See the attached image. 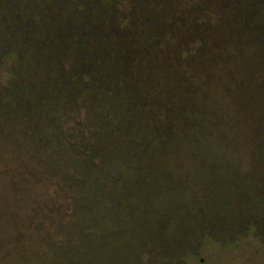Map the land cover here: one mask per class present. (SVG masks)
<instances>
[{
  "label": "trees",
  "instance_id": "16d2710c",
  "mask_svg": "<svg viewBox=\"0 0 264 264\" xmlns=\"http://www.w3.org/2000/svg\"><path fill=\"white\" fill-rule=\"evenodd\" d=\"M122 1L81 2L91 36L85 31L83 50L72 30L65 46L75 45L64 48L80 77H50L48 83L40 77L32 96L31 104H49L60 115L57 132L69 145L53 141L52 149L31 159L40 173L25 195L45 194L51 205L39 207L36 221H18L19 230L36 238L33 249L19 247L21 264L178 261L171 254L176 244L187 245L178 233L192 213L185 209L176 218L171 208L191 194L197 179L202 208L224 196L214 187L224 175L211 180L210 173L234 168L220 151L240 149V135L248 136L247 171L261 174L264 185V0H240L251 3L248 26L229 48H220L216 34L223 0H125L124 15L115 10ZM236 16L241 22V13ZM241 55L243 77H235L225 63ZM64 88L69 92L60 111L51 100ZM79 117L84 121L76 122ZM257 205L264 217V194Z\"/></svg>",
  "mask_w": 264,
  "mask_h": 264
},
{
  "label": "rangeland",
  "instance_id": "374dc122",
  "mask_svg": "<svg viewBox=\"0 0 264 264\" xmlns=\"http://www.w3.org/2000/svg\"><path fill=\"white\" fill-rule=\"evenodd\" d=\"M84 1L0 0V264H21L19 247L33 249L36 238L34 233L19 230L18 221L34 220L39 207L51 205L48 202L50 198L45 194L41 197L30 192L25 195L28 184L36 183L39 179L40 172L34 170L31 159H39V152L43 148L52 149L53 141L64 147L69 144L65 142L67 137L57 132L60 115L49 104L31 102L34 101L32 96L39 93L40 77H47V83L50 77H80L76 76L77 73L73 75V70L78 72L70 65L74 63V56L72 54L71 59L66 58L64 48L68 45L65 46V40L70 39L69 32L72 30L79 32L81 43L84 40L87 42L86 32L91 36L83 24L86 13L82 9L86 7L84 4L81 7V2ZM223 2L224 11L221 19L217 18V24L222 23V29L230 39L223 36L221 26L219 29L222 32L218 30L216 34L221 38L218 41L220 48H229L233 45L230 40L248 26L245 11L251 3H240V0ZM212 3L210 6L217 13L218 9ZM115 10L117 14L124 15L127 12L125 2ZM54 11H58V17L53 16ZM237 12L243 16L241 22V16H236ZM233 22L238 25L234 29ZM59 24L63 30L61 38L59 36L56 40L59 30L54 28ZM27 42L29 44L25 45ZM225 64L235 77H243L242 55L237 60L228 59ZM216 65L217 61L214 63ZM62 69L64 72L61 73ZM215 77L222 75L215 72ZM72 88L85 93V88H80L79 84H72ZM64 89L51 100L52 105H56L60 111L69 92L68 88ZM42 100H46V97ZM27 102L30 106L26 105ZM83 121V117H79L76 122ZM68 128L64 129L65 133ZM247 137L245 134L239 136L240 149L220 151L221 155L226 156L225 163L232 165L229 167L233 169L226 173H210L211 180L224 175L225 179L214 186L218 190H225L224 196L212 197L202 208L204 200L198 197L202 186L199 179L195 182L193 179L192 195H184L176 200L177 206L171 208L176 218L182 216L185 209L192 213L187 224H183L186 228L182 226L184 233H178L184 235L187 245L174 246L177 251L171 254V258L178 261L171 264H264V229L256 231V226L252 224H264L260 205H257L258 198L264 194V185L261 186V174L252 175L247 171V168L251 169L249 155L243 151V138ZM78 139L80 141L81 137ZM63 149L60 148V151ZM232 191L237 194L232 196ZM248 199L252 202L244 201ZM6 221L8 223H3ZM30 225L27 230L32 232ZM3 227L7 228L3 230ZM148 262L143 264H154Z\"/></svg>",
  "mask_w": 264,
  "mask_h": 264
},
{
  "label": "flooded vegetation",
  "instance_id": "af4514ba",
  "mask_svg": "<svg viewBox=\"0 0 264 264\" xmlns=\"http://www.w3.org/2000/svg\"><path fill=\"white\" fill-rule=\"evenodd\" d=\"M42 1H45V0H42ZM50 9H51V7H49ZM49 9V10H50ZM58 11H54L53 13H54V15L53 16H59V13H57ZM55 23H56V21H54ZM57 25V24H56ZM54 30H59V32L60 33H62V30H63V27L59 24V26H57L56 28H54ZM70 33V32H69ZM68 33V34H69ZM27 44H29L28 42L25 44V45H27ZM44 43H41V45H43ZM24 45V46H25ZM40 45V44H39ZM72 45V47L75 45L74 43L73 44H71ZM80 48H82L83 50H85V43H83V41H82V43H78L77 44ZM44 47V46H43ZM83 62V61H82ZM73 67V66H72ZM74 68V67H73ZM76 74V72L73 70V75H75ZM73 77V76H72Z\"/></svg>",
  "mask_w": 264,
  "mask_h": 264
}]
</instances>
